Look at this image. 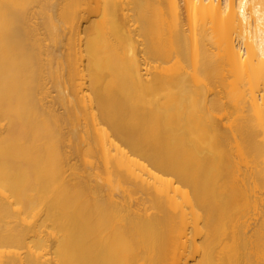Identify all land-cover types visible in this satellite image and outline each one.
Listing matches in <instances>:
<instances>
[{
    "label": "bare ground",
    "instance_id": "6f19581e",
    "mask_svg": "<svg viewBox=\"0 0 264 264\" xmlns=\"http://www.w3.org/2000/svg\"><path fill=\"white\" fill-rule=\"evenodd\" d=\"M0 264H264V0H0Z\"/></svg>",
    "mask_w": 264,
    "mask_h": 264
}]
</instances>
